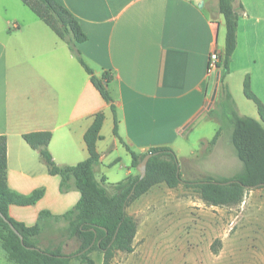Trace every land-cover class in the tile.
<instances>
[{
  "label": "crops",
  "instance_id": "0c3cea01",
  "mask_svg": "<svg viewBox=\"0 0 264 264\" xmlns=\"http://www.w3.org/2000/svg\"><path fill=\"white\" fill-rule=\"evenodd\" d=\"M56 1L87 35L78 48L95 75L111 76L116 116L68 46L21 0H0V138L7 141L8 188L23 198L44 193L34 205L9 207L10 217L28 227L43 211L65 215L81 194L60 191L61 177L48 173L24 135L50 132L56 164L75 166L89 158L84 136L95 115L104 113L94 172L114 195L117 184L139 175L124 144L138 155L164 147L177 157L189 152L181 140L214 109L220 71L210 73L209 60L225 46L219 0ZM234 6L238 43L224 83L238 114L262 122L244 81L249 77L264 109V0H236Z\"/></svg>",
  "mask_w": 264,
  "mask_h": 264
},
{
  "label": "trees",
  "instance_id": "16d2710c",
  "mask_svg": "<svg viewBox=\"0 0 264 264\" xmlns=\"http://www.w3.org/2000/svg\"><path fill=\"white\" fill-rule=\"evenodd\" d=\"M38 18H40L70 49L78 62L91 77V82L102 98L111 105L116 116L114 101L109 92L111 76L104 73L97 77L78 48L88 40L78 20L73 14L56 0H21ZM236 0H219L218 11L223 16L226 28L224 51L220 53L218 70L220 71L219 91L216 108L209 117L215 119L217 112H224L226 122L232 128L231 142L236 156L242 164L241 171L231 178H208L198 182L184 181L180 172L179 160L170 148L152 149L153 154L147 164V173L140 180L139 175H130L116 185L117 193L110 195L104 185L95 177V168L100 162L97 143L101 140V130L105 120L104 113L95 115L84 140L89 158L75 166H58L49 151L52 134L48 131L33 132L23 136L26 143L38 151L42 161L52 176H60V191L67 193L72 189L80 192L78 204L65 215L53 216L47 211L39 214L38 223L28 227L14 220L9 215V207L30 206L36 204L43 196L37 191L29 198L12 193L7 183V141L0 138V245L7 259L14 264H70L78 260L81 264H96L92 254L103 255V264H112L119 252H134V241L138 233V221L128 213L131 203L149 192L154 186L165 184L169 189H176L185 184L187 188L197 192L201 200L214 207L239 206L247 192L264 188V109L251 91L250 79L244 81V94L247 99L256 103L262 122L250 117L240 116L225 77L230 72V63L238 43L239 11L235 8ZM221 109V110H220ZM220 110V111H218ZM115 133H117V119ZM219 121V120H218ZM222 133V127L210 141L215 145ZM132 156V167L137 169L145 155H138L127 145ZM62 222L69 240L77 239L78 248L71 254L64 252L63 245L41 248L42 226L46 223ZM9 223L23 237L14 233Z\"/></svg>",
  "mask_w": 264,
  "mask_h": 264
},
{
  "label": "rangeland",
  "instance_id": "374dc122",
  "mask_svg": "<svg viewBox=\"0 0 264 264\" xmlns=\"http://www.w3.org/2000/svg\"><path fill=\"white\" fill-rule=\"evenodd\" d=\"M225 120L224 112H217L215 119L200 120L181 140L189 151L178 157L184 181L231 178L241 171L232 128ZM221 127L220 138L211 145ZM128 213L138 221L134 252L117 253L112 264H207L209 259L220 260L218 264H264V188L247 192L239 206L214 207L185 184L176 189L161 184L131 203ZM41 226V248L63 245L66 254L77 250L78 240L60 231L62 222ZM6 256L0 245V264H14ZM91 256L103 264L102 254ZM70 264L81 262L74 259Z\"/></svg>",
  "mask_w": 264,
  "mask_h": 264
},
{
  "label": "water",
  "instance_id": "95a60500",
  "mask_svg": "<svg viewBox=\"0 0 264 264\" xmlns=\"http://www.w3.org/2000/svg\"><path fill=\"white\" fill-rule=\"evenodd\" d=\"M219 79H220V72L217 73V81H219ZM152 156H153V154H151V153L146 155L144 157V159L138 165L137 170L140 173V180L145 178L146 173H147V164H148V162ZM0 216L2 218H4L1 212H0ZM9 225H10L11 229L14 231V233L20 237V239L23 243V237L20 235V233L16 230V228L11 223H9Z\"/></svg>",
  "mask_w": 264,
  "mask_h": 264
},
{
  "label": "built area",
  "instance_id": "2783aa9c",
  "mask_svg": "<svg viewBox=\"0 0 264 264\" xmlns=\"http://www.w3.org/2000/svg\"><path fill=\"white\" fill-rule=\"evenodd\" d=\"M220 61V53L217 51H214L210 55V60H209V72L212 73L216 70H218V63Z\"/></svg>",
  "mask_w": 264,
  "mask_h": 264
}]
</instances>
